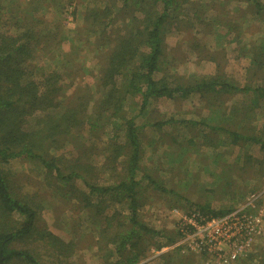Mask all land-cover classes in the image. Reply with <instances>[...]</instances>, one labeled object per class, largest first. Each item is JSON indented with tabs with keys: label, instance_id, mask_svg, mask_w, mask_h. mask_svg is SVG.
Returning a JSON list of instances; mask_svg holds the SVG:
<instances>
[{
	"label": "trees",
	"instance_id": "16d2710c",
	"mask_svg": "<svg viewBox=\"0 0 264 264\" xmlns=\"http://www.w3.org/2000/svg\"><path fill=\"white\" fill-rule=\"evenodd\" d=\"M147 1L154 8L148 9L146 16L139 22L135 19L128 25V34L120 33L112 41L105 40L103 43L100 40L101 31L92 29L94 22L102 24L99 21L102 16L93 10L87 11L83 17V26L76 28L72 35V52L63 54L65 66L61 67V73L55 70V65H49L52 69L50 72L47 68V72L30 66L28 68L27 59L33 60L37 57V42L33 41L42 36L41 33L38 34L40 31L34 30L26 22L18 25L16 31H0V264H40L44 255L43 249L46 247H58L60 244L61 251L66 248L68 243L64 239H59L52 232L47 233V228H40L38 215L40 216L39 211L47 202V199L43 200L46 190L55 192L53 198L65 202L73 201L70 204L85 214L93 225L94 232L104 233L103 241L106 240L115 250L104 256L106 260L103 264L141 263L150 256L149 243L153 238L157 240L153 243L155 251L169 246L161 241L164 234L141 218L140 209L145 204L148 191L161 190L176 197V187L183 178L180 175L175 176L168 166L178 163L177 166L181 168L189 167V164L183 158L177 160L180 156L175 157L174 153L168 156L165 151L162 157L168 158V168L158 173L146 170L145 145L148 143L142 136L145 125H137L135 122L137 114L144 113L153 99L187 97L196 91L206 92L205 94L210 91L219 94H230L232 91L252 92L255 95L252 100L255 105L252 108L261 104L259 98L264 97V73L261 83H245L242 87L235 78L232 80L225 73L201 76L194 80L181 78V81L176 78L171 80L163 74L161 60L165 34L179 17L177 14L183 9L184 2L140 0L138 4L148 7ZM249 1L256 4L255 13L259 17L262 11L264 14V7L259 0ZM110 21L113 19L110 18ZM96 35L97 40H90ZM84 42L91 46L89 52L92 54L94 67H87L86 71L78 73L80 76L83 73L88 75L86 72L90 71L92 82L74 85L77 98L75 103L66 94L57 98L56 92L64 87L66 81L65 69L78 55L82 44L85 45ZM252 59L253 63H257L252 68L255 72L263 69L264 48L254 52ZM137 96L142 101L137 113L131 115L133 111L130 110L128 102ZM249 113L245 111L243 117L250 116ZM236 114L234 108L227 112L225 105L219 107L223 122L231 121ZM18 115L21 117L16 119ZM205 120L202 118L200 124L194 120H184L187 124L184 126L185 134L177 132L173 139L177 154L188 149V155L200 156V149L204 144L208 145L213 137L211 134L219 133H228V140L230 135L232 144L258 142L264 151V141L261 138L245 134L251 130L246 123L240 124L238 121L230 129L224 125H212L210 122L205 124ZM177 121L179 120L170 116L163 121L147 124L161 129L164 124L174 126ZM189 125L198 126L193 128ZM84 129L89 137H83ZM195 130L201 135L198 145L196 135H187ZM221 136L223 135H220V140L227 141ZM98 141L103 144L102 154L98 157L102 156L104 159L99 169L90 159H97L94 156L98 154L84 156L85 150H89V147L95 148ZM68 145L73 146L72 154L61 152L57 155L59 150H64ZM170 146L163 147L167 150ZM17 157L39 161L44 169V177L35 183L36 189L32 193L17 191L19 188L11 173L2 167ZM159 161L161 164L160 159ZM159 167L165 168L164 164ZM103 181L110 183L101 184ZM199 207L200 209L191 212L198 214L201 221L220 217L226 212L214 210L210 204ZM177 226V236H182L183 226L185 229L192 227L184 221L178 222ZM15 243L25 245L19 249ZM31 243L36 247L30 249V246H26ZM258 258L260 264H264V256L255 252L248 253L238 264H258ZM57 260L60 263L64 261L60 258Z\"/></svg>",
	"mask_w": 264,
	"mask_h": 264
},
{
	"label": "rangeland",
	"instance_id": "374dc122",
	"mask_svg": "<svg viewBox=\"0 0 264 264\" xmlns=\"http://www.w3.org/2000/svg\"><path fill=\"white\" fill-rule=\"evenodd\" d=\"M139 1L0 0V31L5 33L16 31L18 25H24L25 22L34 30L40 31L38 34L41 33L42 36H38L33 41L37 42L35 50L37 57L33 60L27 59V66L45 72L48 69L50 72L52 69L49 68V65H55V70L61 73V67L65 66L63 54L72 52V35L76 28L83 26V17L87 11L93 10L97 15L102 16L99 17L102 24L94 22L92 29L101 31L100 40L103 43L105 40L112 41L120 33L128 34L130 31L128 25L135 19L139 22L146 16L148 9L154 8L150 6V1H147L150 7L142 3L138 4ZM259 1L264 7V0ZM183 2V9L177 14L179 17L165 34L161 60V64L164 66L163 74L169 76L171 80L176 78L181 81V78L194 80L201 76L225 73L228 78L232 80L235 78L241 87L245 83L253 82V84L256 83L255 85L258 82L261 83L264 68L255 72L252 68H255L257 63H253L252 58L254 52L262 51L264 48V14L262 11L263 16L259 17L255 13L257 7L254 1L183 0ZM110 18L113 19L112 22ZM97 37V35L91 37L90 40H97ZM76 39L82 41L79 38ZM84 44L75 59L70 61L69 66L66 67V81L64 87L56 92L57 98H62V95L66 94L68 99H72L75 103L77 98L74 94L76 92L74 85L92 82L90 71L86 72L88 75L83 73L80 76L78 73L86 71L87 67L89 69L94 67V60L89 52L91 46L88 42H84ZM37 80L40 81V78ZM58 85L56 84V86ZM232 92L219 94L210 91L205 94L206 92L196 91L187 97L153 99L144 113L137 114L135 122L137 125H145L142 136L148 143L145 145L147 148L144 160L146 170L158 173L169 167L175 176L180 175L183 178L181 184L176 187L178 190L176 197L161 190L146 193L145 204L140 209V216L145 222L152 224L164 234L161 241L168 243L169 246L166 247L165 252H162L161 249L155 251L153 243L156 238H153L149 243L151 245L150 256L139 264H238L251 252L264 256V151L259 147L261 144L258 142H252L255 144L246 142L232 144L230 135L228 140V133L211 134L213 137L209 140L208 145L204 144L200 149V156H197L188 155V149L177 154V146L173 142L176 137L175 133L185 134L184 126L187 125L184 122L185 119L194 120L200 124L202 118L206 119L205 124L210 122L212 125H224L230 129H233V123L244 122L251 127V130L245 134L257 135L264 141V97L259 98L261 104L252 108V105H255L252 104V100L255 98L252 92ZM141 101L140 96L129 100V108L133 111L131 115L137 113ZM224 105L227 112L233 108L237 111L236 117L231 118V121L223 122V116L219 115V107ZM245 111L250 112V116L243 117ZM51 112L55 113L53 110ZM170 116L179 120L174 126L166 123L161 129H158L152 124H147L163 121ZM19 117L21 116L18 115L16 119ZM26 119L28 120L29 117ZM30 120L33 122L32 119ZM189 126L195 128L198 125ZM82 135L89 137L85 129ZM187 135H196L197 145L201 142L198 139L201 135L197 130L191 131ZM220 135H223L221 137L227 141L220 140ZM151 139L154 140L151 141ZM169 145L171 146L167 150L163 147ZM95 146V148L86 149L84 156L98 154L94 156L97 159L92 157L90 159L99 169L102 160H104L102 156L98 157L102 154L103 144L98 141ZM66 147L62 151L59 150L57 155L61 152L72 154L73 146ZM165 151L168 156L171 153H174L175 157L180 156L177 160L183 158L188 162L189 167L181 166L180 168L177 166L178 163L166 167L168 158L162 157ZM162 163L165 168L159 167L163 165ZM2 167L11 173L19 188L15 189L23 193H32L36 189L35 183L40 182L44 177L41 163L27 157L11 159ZM186 174L187 176H185ZM174 175H172V182ZM107 181H103L101 184L110 183ZM22 186L24 188H21ZM54 193L52 190H46L43 194V200L47 199V202L39 211L40 228H47V233L52 232L58 238L61 237L66 241L71 240L74 248L76 246V249L80 251L79 264H103L106 260L104 256L114 252V247L106 240L103 241L104 233L94 232L93 225L90 224L85 214L70 204L74 203L73 201L65 202L53 198ZM205 204H210L214 210L226 211L221 217L234 212L250 214L251 217H255L250 225L252 226L254 223L258 227V232L252 233L254 231L248 230L246 234L237 233L236 228L234 229L236 225L230 221L224 224L227 234L221 237L216 236L217 242L211 245L212 251H204V247L193 248L196 230H182L181 228L183 234L177 236V223L183 220L190 221L191 211L200 209L199 205ZM244 217L246 221L247 217ZM218 225L223 224L212 225L210 230L216 231ZM232 233L236 234L231 236ZM32 240L35 239L32 238ZM236 241H245L242 258L234 259L230 255L227 256L231 259L220 258V254L224 256V254L230 253ZM24 245L25 243L20 245L15 243L19 249ZM58 245V247L43 249L44 255L41 254L40 264H68L77 261L75 260L77 256L68 259L71 253L69 255L61 254V245ZM93 245L95 255L91 253V250L90 254H87V247L90 246L92 249ZM142 245L146 246L145 243ZM26 246H30V249L36 247L32 243L26 244ZM47 248L50 249L47 250ZM57 258L63 259V263H60ZM257 263L260 264L259 258ZM251 264L256 263L251 262Z\"/></svg>",
	"mask_w": 264,
	"mask_h": 264
},
{
	"label": "built area",
	"instance_id": "2783aa9c",
	"mask_svg": "<svg viewBox=\"0 0 264 264\" xmlns=\"http://www.w3.org/2000/svg\"><path fill=\"white\" fill-rule=\"evenodd\" d=\"M246 216V221H245V217ZM255 219V217H251L250 215L248 214H242L240 212H234L233 214H230V215H227L225 217H216V218H212V219H209V220H205V221H201L199 220V215L198 214H193L191 212V214L189 215V220L190 221H185L183 220L184 222H186V224L188 223V225L192 226L191 228H186L187 229H192V231H195V234H194V242H193V248H196V247H204V251H212V247L211 245H213L214 243L217 242L216 240V236L219 235V237L227 234L225 233V223L226 222H230L232 224H235L236 227H234V229L236 228V232L237 233H247L248 230H251V231H254L252 233H255V232H258V227L255 226V224L253 223V225L251 226L250 225V222H252V219ZM222 223L223 225H219L218 228L216 229V231L212 232L210 230V227L212 225H216V224H220ZM184 226L182 227V230H184ZM257 229V230H256ZM256 230V231H255ZM234 234L236 233H232L231 236H234ZM244 243L245 241H236L234 242V245H233V249L230 250V253L229 254H224L221 255L220 254V258H234V259H240L242 258V253H244ZM167 246L163 247L161 250L162 252H165L167 250L166 248ZM219 250H221L219 248ZM227 255H230L227 256ZM231 259V258H230Z\"/></svg>",
	"mask_w": 264,
	"mask_h": 264
},
{
	"label": "crops",
	"instance_id": "0c3cea01",
	"mask_svg": "<svg viewBox=\"0 0 264 264\" xmlns=\"http://www.w3.org/2000/svg\"><path fill=\"white\" fill-rule=\"evenodd\" d=\"M73 234V233H72ZM70 240V239H69ZM66 241V240H65ZM68 244H66L67 246H66V248L63 250V251H61V254H64V255H69V253H71L70 255V257L68 258V259H72L71 257L72 256H77V259H75V260H77V261H75V262H72V263H68V264H79L80 263V258H79V256H80V254H79V249H76V246H75V248H74V246L72 245V241L70 240V241H66ZM77 244H78V241L76 242ZM75 243V245H77ZM90 250H91V253L92 254H94L95 255V247H94V245L92 246V249H90V246H88L87 247V254H90ZM63 263V262H62ZM66 263V262H65Z\"/></svg>",
	"mask_w": 264,
	"mask_h": 264
},
{
	"label": "bare ground",
	"instance_id": "6f19581e",
	"mask_svg": "<svg viewBox=\"0 0 264 264\" xmlns=\"http://www.w3.org/2000/svg\"><path fill=\"white\" fill-rule=\"evenodd\" d=\"M250 215V214H249ZM219 226V225H218ZM229 236V235H228ZM220 243V242H219ZM226 244V243H225ZM213 249V248H212ZM215 260V259H214ZM212 261V260H211ZM225 262V261H224Z\"/></svg>",
	"mask_w": 264,
	"mask_h": 264
}]
</instances>
